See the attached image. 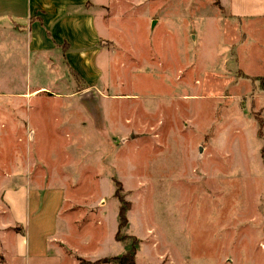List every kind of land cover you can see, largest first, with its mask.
Here are the masks:
<instances>
[{
  "label": "rangeland",
  "instance_id": "374dc122",
  "mask_svg": "<svg viewBox=\"0 0 264 264\" xmlns=\"http://www.w3.org/2000/svg\"><path fill=\"white\" fill-rule=\"evenodd\" d=\"M105 2L85 73L0 42V264H264V0Z\"/></svg>",
  "mask_w": 264,
  "mask_h": 264
},
{
  "label": "crops",
  "instance_id": "0c3cea01",
  "mask_svg": "<svg viewBox=\"0 0 264 264\" xmlns=\"http://www.w3.org/2000/svg\"><path fill=\"white\" fill-rule=\"evenodd\" d=\"M217 3L231 18L259 13L257 8L248 9L249 0ZM105 4V0H0V36L4 37L0 42L20 43L29 55L36 56L58 50L65 68L85 73L88 54L94 56L99 53L98 46H104L98 28L104 21ZM57 234L58 229L54 237L59 239Z\"/></svg>",
  "mask_w": 264,
  "mask_h": 264
},
{
  "label": "trees",
  "instance_id": "16d2710c",
  "mask_svg": "<svg viewBox=\"0 0 264 264\" xmlns=\"http://www.w3.org/2000/svg\"><path fill=\"white\" fill-rule=\"evenodd\" d=\"M125 208H126V204H122L119 210V214H120V226L123 225V223H125ZM136 242H133V245H131V247L127 250V252L125 254H123L120 257H115L112 260L116 261L118 264H135V253H136Z\"/></svg>",
  "mask_w": 264,
  "mask_h": 264
}]
</instances>
